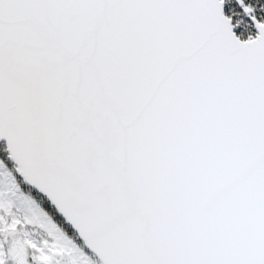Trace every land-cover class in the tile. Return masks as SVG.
<instances>
[{
  "label": "snow or ice",
  "instance_id": "obj_1",
  "mask_svg": "<svg viewBox=\"0 0 264 264\" xmlns=\"http://www.w3.org/2000/svg\"><path fill=\"white\" fill-rule=\"evenodd\" d=\"M0 264H264V0H0Z\"/></svg>",
  "mask_w": 264,
  "mask_h": 264
}]
</instances>
